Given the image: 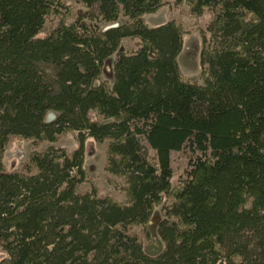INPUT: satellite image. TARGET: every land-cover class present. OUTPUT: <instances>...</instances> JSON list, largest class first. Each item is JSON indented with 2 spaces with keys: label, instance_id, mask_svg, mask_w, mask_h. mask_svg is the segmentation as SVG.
Instances as JSON below:
<instances>
[{
  "label": "trees",
  "instance_id": "16d2710c",
  "mask_svg": "<svg viewBox=\"0 0 264 264\" xmlns=\"http://www.w3.org/2000/svg\"><path fill=\"white\" fill-rule=\"evenodd\" d=\"M79 1L87 13L69 23L60 1L0 0V264H264V0H173L211 13L201 80L180 69L181 24L145 19L170 0ZM126 37L138 48L121 50ZM69 132L108 141L124 199L95 184L83 146L7 168L15 139ZM176 151L188 167L174 185ZM158 206L163 248L149 254Z\"/></svg>",
  "mask_w": 264,
  "mask_h": 264
},
{
  "label": "rangeland",
  "instance_id": "374dc122",
  "mask_svg": "<svg viewBox=\"0 0 264 264\" xmlns=\"http://www.w3.org/2000/svg\"><path fill=\"white\" fill-rule=\"evenodd\" d=\"M66 5L62 9L69 23L73 22V15L83 16L87 13V8L79 0H57ZM61 15L51 14L43 27L41 35L50 33L59 23ZM145 19L150 26H157L175 20L181 24L184 30L183 49L179 54L178 61L181 71L191 79L201 80L200 53L202 48V31L206 28L211 19V13L205 12L203 15H193L189 7L185 4H176L173 0L165 3L158 11L145 15ZM88 20V19H85ZM126 20L122 18L121 21ZM89 21V20H88ZM104 25V24H103ZM139 39L126 37L123 39L120 49L132 51L138 48ZM116 54L112 55L105 63L102 79L113 81V62ZM52 120V119H51ZM108 141H98L94 138L86 137L83 143L79 139L78 132H69L56 142L44 141L38 146L31 140L15 139L10 142L5 150L4 162L9 169L18 168L24 165L31 152L36 148L42 151L49 147L63 146L74 151L81 146L84 150L85 167L92 176L95 184L106 193H112L124 199L125 193L119 187L110 183L105 171L106 148ZM173 184L177 185L186 177L188 167V157L183 152H173ZM85 189L90 188V184H84ZM162 217L161 206H158L149 222L151 238L145 240L144 247L149 254H157L163 248V242L157 235V224Z\"/></svg>",
  "mask_w": 264,
  "mask_h": 264
},
{
  "label": "water",
  "instance_id": "95a60500",
  "mask_svg": "<svg viewBox=\"0 0 264 264\" xmlns=\"http://www.w3.org/2000/svg\"><path fill=\"white\" fill-rule=\"evenodd\" d=\"M54 118V114L53 113H50L49 116H48V119L51 120Z\"/></svg>",
  "mask_w": 264,
  "mask_h": 264
}]
</instances>
